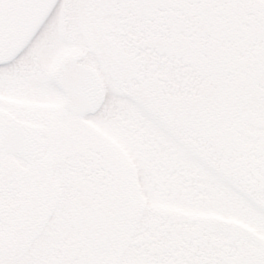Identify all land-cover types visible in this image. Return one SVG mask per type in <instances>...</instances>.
<instances>
[{"label": "rangeland", "instance_id": "obj_1", "mask_svg": "<svg viewBox=\"0 0 264 264\" xmlns=\"http://www.w3.org/2000/svg\"><path fill=\"white\" fill-rule=\"evenodd\" d=\"M97 3L30 0V11L42 14L40 29L30 37V45L41 60L42 80H31L27 89L18 93L11 90L13 86L3 88L8 68L0 67V104L14 105L9 109L20 111L19 115L23 108L32 110L40 103L45 109L58 105L60 96L46 79V73L61 56H82L85 51L80 63L96 69L105 98L98 112L83 122L93 125L105 145L83 131L80 140L83 147H102L100 151L108 158L104 163L106 172L119 171L121 191L139 216L136 228L129 234L134 242L115 244L99 264H137V260L144 259L142 236L149 230L152 235L158 234V229L163 228L161 220L165 219H216L239 225L264 242V196L255 198L242 180L227 175L236 171L232 160L243 158L250 163L252 157L255 159L258 139L264 138V42L260 39L240 43L239 38L224 29L239 20L250 23L246 35L261 28L259 25L264 26V0H145L144 5L139 1L131 11L122 10L121 14L100 8ZM162 3L167 9L161 7ZM214 14L233 19L222 21ZM37 25L38 20L31 21L30 28ZM170 33L179 40L172 56L167 55V44H163ZM103 38L109 40L115 53L103 48ZM154 41L161 44L153 46ZM191 42L199 46L187 47ZM204 47L223 54V59L206 61L199 50ZM152 75H156L155 80L163 79L161 89L170 94L171 100L220 90L241 77L253 76L255 81L250 99L237 119L222 124L225 129L199 141L188 131L166 124L132 98L131 93L141 90ZM36 85L42 88V95L35 91ZM71 132L63 133L62 140L67 141V149L79 150ZM73 149L69 151L73 153ZM89 157V153L83 154L80 160L89 171L99 170L98 161ZM83 173L77 170L71 175L62 174L60 234L46 243L44 261L40 263L30 255L13 263L0 260V264L87 261L84 255L90 253L89 240L102 233L104 217L109 214L98 206L110 197L102 185L105 180L82 178ZM235 174L240 176L239 172ZM6 204V199L0 200V205ZM2 226L5 225H0V231L6 233Z\"/></svg>", "mask_w": 264, "mask_h": 264}, {"label": "flooded vegetation", "instance_id": "obj_2", "mask_svg": "<svg viewBox=\"0 0 264 264\" xmlns=\"http://www.w3.org/2000/svg\"><path fill=\"white\" fill-rule=\"evenodd\" d=\"M29 4L30 0H0V67L8 68L3 88L13 86L11 90L18 93L27 89L31 80H42L39 54L30 45V37L40 29L42 14L30 11ZM37 20V27L30 28L31 21ZM104 45L108 52L113 51L106 40ZM85 54L76 56L78 63ZM46 79L60 96L58 105L45 109L40 103L32 110L23 108L19 115L20 111L9 109L12 104H0V198L8 202L0 205V225L6 227V233L0 231V259L10 263L30 255L43 262L46 243L60 234L63 173L71 175L79 170L84 172L82 178L90 176L106 181L102 185L108 189L110 198L98 207L109 214L104 217L102 233L97 237L107 238L111 246L129 228H134L139 219L123 195L122 185L118 184L119 171L107 173L104 163L108 158L100 151L102 147L98 144L83 147L80 132L87 136L90 133L100 144L105 143L103 137L96 136L93 125L84 124L83 119L88 116L77 118L63 109L61 94L51 81L50 70ZM35 91L39 95L43 93L39 85ZM71 131L74 132L72 141L79 143V150L67 149V141L62 140L63 133ZM88 153L91 160L100 164L99 170L89 171L80 160ZM77 154L80 158H76ZM89 251V261L84 264H99L106 255Z\"/></svg>", "mask_w": 264, "mask_h": 264}, {"label": "trees", "instance_id": "obj_3", "mask_svg": "<svg viewBox=\"0 0 264 264\" xmlns=\"http://www.w3.org/2000/svg\"><path fill=\"white\" fill-rule=\"evenodd\" d=\"M97 1L100 8L107 7L117 14H121L122 10L131 11L139 1L145 4V0ZM165 4H160L163 9H167ZM212 16L219 20L222 17V21L226 22L233 19L223 14ZM249 24L239 20L235 24L232 22L231 25H226L224 29L235 38H239L240 43L241 40L255 43L260 39L264 42V26L259 25L261 27L257 29L259 32L254 29L246 35V30L250 28ZM170 34L163 44H167L164 46L167 55L172 56L173 47L179 45V40L173 33ZM155 44L158 46L161 41H154L153 46H156ZM198 46L191 42L187 47ZM199 50L201 57L206 61L223 56L207 47ZM155 78L156 75H152L145 80L142 89L138 91L141 95L137 94L139 101L166 123L189 131L199 141L213 136L217 130L225 129L222 124L237 119L250 99L255 81L253 76L241 77L224 84L220 90L189 95L183 100H171L170 94L164 93L165 91L161 89L160 83L164 82L163 79ZM222 139L219 138V141ZM254 156L255 159L252 157L250 163L243 158L232 160L233 170H236L237 174L239 172L240 176L232 171L227 175L242 180L249 193L258 198L259 194L264 196V138L258 139ZM248 171L250 178H247ZM161 227L163 228L158 229V234L152 235L149 230L142 238L141 250L144 259L137 260V264H264V242L239 225L216 219L189 222L165 219L161 220ZM129 234L130 232L127 237Z\"/></svg>", "mask_w": 264, "mask_h": 264}, {"label": "water", "instance_id": "obj_4", "mask_svg": "<svg viewBox=\"0 0 264 264\" xmlns=\"http://www.w3.org/2000/svg\"><path fill=\"white\" fill-rule=\"evenodd\" d=\"M51 79L62 93L63 107L76 117L95 113L104 100V90L97 72L77 64L71 55L62 56L51 70ZM99 252L109 249L106 239H93Z\"/></svg>", "mask_w": 264, "mask_h": 264}]
</instances>
